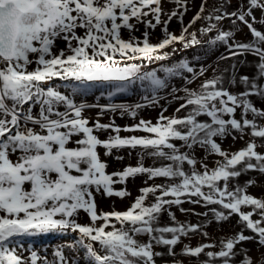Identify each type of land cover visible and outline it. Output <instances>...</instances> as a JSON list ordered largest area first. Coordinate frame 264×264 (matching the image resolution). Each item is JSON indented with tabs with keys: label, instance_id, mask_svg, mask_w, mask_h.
<instances>
[{
	"label": "snow or ice",
	"instance_id": "obj_1",
	"mask_svg": "<svg viewBox=\"0 0 264 264\" xmlns=\"http://www.w3.org/2000/svg\"><path fill=\"white\" fill-rule=\"evenodd\" d=\"M171 2L166 11L162 0H0V264H158L165 255L173 259L160 264H264V192L249 191L254 177L241 180L264 175V0H200L187 23L191 0ZM245 26L251 38L238 39ZM177 42L223 52L215 66L198 50L151 67ZM99 148L136 162L107 171ZM98 196L131 200L105 210ZM233 216L232 233L207 231ZM53 233L72 239L51 245L49 259L35 238Z\"/></svg>",
	"mask_w": 264,
	"mask_h": 264
},
{
	"label": "rangeland",
	"instance_id": "obj_2",
	"mask_svg": "<svg viewBox=\"0 0 264 264\" xmlns=\"http://www.w3.org/2000/svg\"><path fill=\"white\" fill-rule=\"evenodd\" d=\"M216 1H218V0H208L209 7H212L213 5H215ZM234 2H235V0H234ZM191 3L193 6L185 13V16H184V22L185 23H187V21L194 14L196 7L200 3V0H191ZM162 4H163L166 11H170L174 7V4L171 2V0H162ZM259 14H260L259 11H257V16H259ZM165 18H167V17H165ZM201 23H203V21H198L194 26L198 29V26H200ZM223 24H224L225 30H228V28L231 27L230 21L226 20L223 22ZM257 27H260V25L258 24ZM140 29H141V31L143 30L142 25L140 26ZM169 29L173 30L177 34L179 33V22L175 18H173L172 20L169 21ZM150 33H151V35L149 37L150 40L160 37L162 35L160 26H157V28L154 31L150 29ZM122 34L124 36H127L126 31H122ZM140 34H141L140 31H138L136 33V35H138V36ZM209 35L210 34H204L203 36H201V37L198 36V37L202 42H206L209 40ZM237 38L238 39H250L251 38V34H250V32H248V29L246 26L243 28L242 32L237 33ZM172 47L173 46H168L167 50L172 51ZM175 49L176 50H175V52L171 58H169L168 60H164V61H156L154 64L151 65V67H157L160 64H170L176 60L182 59L185 55H187L189 58H191L193 56V53L197 52L198 50L203 53L200 57L201 60H206V62L212 63L213 66H215L214 61H217V58L219 57L220 53L223 52V47H220L218 49H209V48H207L206 45L203 48H201L200 46H196V47L191 48V49H184L183 46L179 42L176 43ZM241 58H243V57H241ZM248 59L251 61V60H255L256 58L249 55ZM218 63H219L220 70H223L225 67H228L231 65L232 60L231 59L219 60ZM241 72L242 73H252V72H254V68L244 67V68H241ZM233 91H235V89H233ZM86 99H88L90 102L94 101V97L92 95H89ZM120 99L127 100L129 102H134L138 99V97L135 95H132V94L125 93V94H121ZM101 102H107L106 98H102ZM162 103H163V101H162ZM257 103H259V101H257ZM90 111L94 114L97 111V109L93 108ZM171 111H172V109L169 108V112H171ZM157 113H158V109L146 108L143 110L142 115H144L145 117H155L157 115ZM102 119L106 121L108 119V117L105 116V117H102ZM116 122L119 124L129 123V122H131V118L130 117L120 118L119 116H117ZM126 134H128V133H124V132L121 133V135H126ZM101 136L103 137L104 134L101 133ZM242 143H243L242 141H236L235 144H232V147L238 148L242 145ZM229 144H231L230 138H229V140L225 141L224 146L227 147ZM98 150L101 152L102 159H105L108 161V167L106 169L107 171H114V170L122 168L124 165H126L128 163L134 164L136 162L135 157L134 156L133 157L127 156L125 150H123V149L119 153L120 155H124L123 160H116L112 156H103V151H104L103 148H99ZM114 152H115V150H114ZM251 177H254L257 181H259V186H252L249 188V191L253 194H256V195H259L262 192H264V175H261V174L256 173V172H250L248 174V177L242 176L241 180L251 178ZM118 186H122V185H118ZM140 186H141V178L140 177H137L135 180H132L131 178H129V181L127 183V187L131 190L133 196L138 194V188ZM130 200H131V197H126L123 199L116 197V196H112V197L98 196L97 197L98 205L100 207L104 208L105 210H107L110 207V205L112 204L113 201L115 202V206L118 209H122L126 205L129 204ZM184 207H197L199 211H203L202 208H199V206H196V205L185 204ZM174 210L176 211L177 217H179L181 220L188 218V217H185V214L179 212L178 209H174ZM83 218L85 220L88 219L86 216H84ZM163 219H164V222L171 223V221L168 218L166 213L164 214ZM190 219L193 222H196L197 217L191 216ZM200 219L203 220V217H201ZM236 219L237 218L235 216H233V217L229 218V220H227V221H225L219 225L215 221H213L210 225H208L207 231H209L212 234L213 238L219 239L221 237L222 233L223 234H229V233H232L233 231L237 230L239 225L236 224ZM70 239H72V237L61 236V235H57L54 233L35 238L37 246H39L42 243L49 244V249H48L49 259L52 258L51 257V252H52L51 245L56 244V243H60L64 240H70ZM204 239H206V238H204ZM191 243L194 245L196 243V239L193 238ZM246 245L251 249L252 253L255 255L257 250L255 248L254 243L249 241V242H246ZM158 250L159 251H166V249H158ZM176 258L184 259L186 261L191 260V264H195V259H196L194 256L190 257V258L189 257H176ZM156 259H157L158 264H160V261H162L164 259H173V257H169V256L165 255L163 257H157ZM81 264H83V261L81 262Z\"/></svg>",
	"mask_w": 264,
	"mask_h": 264
},
{
	"label": "trees",
	"instance_id": "obj_3",
	"mask_svg": "<svg viewBox=\"0 0 264 264\" xmlns=\"http://www.w3.org/2000/svg\"><path fill=\"white\" fill-rule=\"evenodd\" d=\"M221 2H222V0H218V1L215 2V5H216V4H219V3H221ZM203 23H204V22H203ZM199 27H200V26H198V29H199ZM197 35L200 36V37L203 36V35H201L199 32H198ZM44 236H45V235H44Z\"/></svg>",
	"mask_w": 264,
	"mask_h": 264
}]
</instances>
